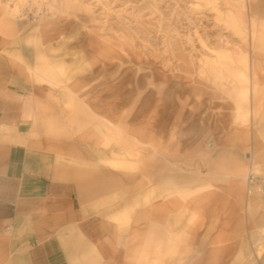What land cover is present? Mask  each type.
I'll return each mask as SVG.
<instances>
[{
  "label": "rangeland",
  "instance_id": "obj_1",
  "mask_svg": "<svg viewBox=\"0 0 264 264\" xmlns=\"http://www.w3.org/2000/svg\"><path fill=\"white\" fill-rule=\"evenodd\" d=\"M62 1L0 0L12 24L9 43L41 45L45 23L71 29L56 38L49 57L38 58V72L58 83L89 77L90 98L97 96L104 116L90 114L88 127L100 144H120L122 174L144 180L146 158L184 157L186 202L212 190V199L239 194L245 205L249 169H264V0ZM250 66L255 76L246 81L240 75L250 77ZM79 100L71 98L73 109ZM223 144L233 153L216 163ZM168 188L167 196L177 194L172 179ZM263 200L247 202L263 236L242 264H264Z\"/></svg>",
  "mask_w": 264,
  "mask_h": 264
},
{
  "label": "crops",
  "instance_id": "obj_2",
  "mask_svg": "<svg viewBox=\"0 0 264 264\" xmlns=\"http://www.w3.org/2000/svg\"><path fill=\"white\" fill-rule=\"evenodd\" d=\"M10 26L0 8V264H242L258 252L254 196L243 205L210 190L186 202L184 157L146 158L144 180L122 174L120 144H100L88 127L90 114L104 116L89 77L38 72L70 28L45 23L41 45L14 48ZM231 145L216 148V163Z\"/></svg>",
  "mask_w": 264,
  "mask_h": 264
},
{
  "label": "built area",
  "instance_id": "obj_3",
  "mask_svg": "<svg viewBox=\"0 0 264 264\" xmlns=\"http://www.w3.org/2000/svg\"><path fill=\"white\" fill-rule=\"evenodd\" d=\"M245 193L248 197L264 196V169L251 167L246 176Z\"/></svg>",
  "mask_w": 264,
  "mask_h": 264
},
{
  "label": "bare ground",
  "instance_id": "obj_4",
  "mask_svg": "<svg viewBox=\"0 0 264 264\" xmlns=\"http://www.w3.org/2000/svg\"><path fill=\"white\" fill-rule=\"evenodd\" d=\"M62 1V0H61ZM63 2V1H62ZM55 3V2H54ZM64 4V3H63ZM37 8V7H36ZM45 8V7H44ZM57 8V7H56ZM37 10V9H36ZM42 11H44V10H42ZM27 12V11H26ZM7 13V12H6ZM20 15V14H19ZM18 16V15H17ZM10 18V17H9ZM28 18V17H27ZM21 20V19H20ZM39 20V19H38ZM19 21V20H18ZM25 22V21H24ZM257 28V27H256ZM72 34V33H71ZM81 38V37H80ZM250 40H251V44H252V47L254 48L256 45H255V43H256V40H257V32L254 30V29H251V32H250ZM60 42V41H59ZM61 44V43H60ZM59 44V45H60ZM58 46V45H57ZM95 47H97V46H95ZM95 49V48H94ZM102 55V54H101ZM75 60V59H74ZM101 62V61H100ZM98 63V62H97ZM94 65V64H93ZM250 71H251V73H250V77H249V74L247 75L246 73L245 74H241L240 76H241V78L243 77L246 81H248L249 79H250V81H251V79L252 78H254V76H255V72L254 71H252V67L250 66ZM137 92V91H136ZM252 112L254 113L253 115H252V120L253 121H256V120H259V116H257V114H255V112L256 111H253L252 110ZM252 124V123H251ZM250 124V125H251ZM257 127V126H256ZM253 141V140H252ZM248 159V158H247ZM261 165V164H260ZM263 165V164H262ZM264 201V200H263ZM249 202V201H248ZM264 211V210H263ZM258 216V215H257ZM263 219V218H262Z\"/></svg>",
  "mask_w": 264,
  "mask_h": 264
}]
</instances>
